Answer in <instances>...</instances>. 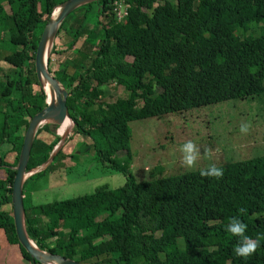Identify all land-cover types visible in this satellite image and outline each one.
Here are the masks:
<instances>
[{"label": "trees", "instance_id": "1", "mask_svg": "<svg viewBox=\"0 0 264 264\" xmlns=\"http://www.w3.org/2000/svg\"><path fill=\"white\" fill-rule=\"evenodd\" d=\"M64 1L0 0V43L8 50L0 58V230L28 264L40 263L15 238L11 184L24 131L44 106L33 70L36 44ZM114 1L79 6L54 35L68 45L50 50L47 62L54 54L60 65L46 69L66 92L72 129L51 163L22 184L26 237L38 250L80 264H264V156L218 165L219 179L200 170L162 177L156 166L137 183L128 170V124L191 117L228 101H264V0H206L204 20L194 10L198 0H129L122 23ZM108 85L126 96L103 102ZM57 127L45 122L36 129L26 172L45 163L60 140ZM86 154L120 174L123 185L44 205L25 201L34 181ZM233 217L259 238L247 259L235 255L239 238L227 231Z\"/></svg>", "mask_w": 264, "mask_h": 264}, {"label": "rangeland", "instance_id": "2", "mask_svg": "<svg viewBox=\"0 0 264 264\" xmlns=\"http://www.w3.org/2000/svg\"><path fill=\"white\" fill-rule=\"evenodd\" d=\"M167 1L173 3L174 0ZM206 3V0H198L194 3V10L201 20L206 18ZM55 10L57 12H53L51 19L58 13V8ZM67 41V37L60 39L53 37L47 50V60L50 50L58 52L66 48ZM0 47V58H2L8 54V50L4 43H0ZM59 63L58 57L52 54L50 60L46 61V66L50 70H56ZM125 96L126 92L121 87L108 85L102 90L101 100L109 103ZM263 106V98L259 96L252 100L218 104L201 110L200 114L195 112L196 115L191 114V117L183 114L163 120L149 119L143 123H130L128 124L131 131L128 144L131 155L129 173L137 183H140L149 180L150 173L156 166L162 168L161 176L167 177L201 170L211 163L218 166L262 157L264 156ZM68 123L72 127V124ZM242 123L250 125L247 134L240 132ZM70 134L71 130L65 137ZM188 140L198 144L202 155V159L192 169L182 165V154L179 151L183 143ZM205 148L214 151L212 160L203 156ZM68 151L69 146H66L63 152ZM123 155V152H119L115 158L121 159ZM89 161L90 156L87 154L64 159L63 168L47 173L33 182L32 192L28 197L24 196L25 201L33 205H44L89 195L103 186L116 189L123 185L124 178L120 174ZM34 213L42 217L45 212L38 210ZM0 264H28L21 258L17 246L3 230H0Z\"/></svg>", "mask_w": 264, "mask_h": 264}, {"label": "water", "instance_id": "3", "mask_svg": "<svg viewBox=\"0 0 264 264\" xmlns=\"http://www.w3.org/2000/svg\"><path fill=\"white\" fill-rule=\"evenodd\" d=\"M95 1L98 0H66L62 2L58 8V13L56 14L55 18L51 19L50 17V19L44 25L34 51L33 70L35 77L41 86V79L49 82L53 90V95H51L50 99L48 100L44 93V106L40 109V111L30 118L24 131L22 144L19 150L17 163L14 167V175L12 178L10 192V212L13 231L17 243L31 260L40 264H80L73 259L71 260L58 255L42 252L38 250L35 245L26 237L23 226L22 184L29 175L43 169L44 167H47L51 163L54 155L59 151L65 139V136H60L59 142L53 148L52 152L42 166L32 170V172H26L29 151L36 129L45 122H51L59 126L65 118L69 120L65 106L66 92L60 87V85L46 69V45L51 44L52 38L54 37L58 26L70 12L79 6ZM53 133L57 135L56 130H54Z\"/></svg>", "mask_w": 264, "mask_h": 264}, {"label": "clouds", "instance_id": "4", "mask_svg": "<svg viewBox=\"0 0 264 264\" xmlns=\"http://www.w3.org/2000/svg\"><path fill=\"white\" fill-rule=\"evenodd\" d=\"M249 128V124L242 123L240 126V132L242 134H247ZM179 151L182 154V165L187 169L196 167L198 162L202 159L200 147L192 140H188L183 143ZM214 155L215 153L212 149H204L203 156L207 159L212 160ZM199 174L201 177L219 179L223 176V168L218 167L215 163H211L207 167L202 168ZM243 211L244 209H240L241 213ZM227 231L233 236L239 238L238 244L234 248L235 255L238 257L247 259L252 256L260 246L259 238L253 239L246 235L247 225L241 222V220L237 217H233L229 220Z\"/></svg>", "mask_w": 264, "mask_h": 264}, {"label": "bare ground", "instance_id": "5", "mask_svg": "<svg viewBox=\"0 0 264 264\" xmlns=\"http://www.w3.org/2000/svg\"><path fill=\"white\" fill-rule=\"evenodd\" d=\"M55 12H57V10H55ZM54 12V13H55ZM53 13V14H54ZM55 17H53L52 19H54ZM48 47L49 45H46V53H47V50H48ZM41 84H42V88H43V91L47 97V99L49 100L51 95H53V90L52 88L48 85V82L44 79H41ZM70 122L68 119H64L63 122L57 127L56 129V133L57 135L60 137V136H65L70 130H71V126L70 124L68 123ZM71 123V122H70Z\"/></svg>", "mask_w": 264, "mask_h": 264}, {"label": "built area", "instance_id": "6", "mask_svg": "<svg viewBox=\"0 0 264 264\" xmlns=\"http://www.w3.org/2000/svg\"><path fill=\"white\" fill-rule=\"evenodd\" d=\"M129 0H116L113 3V11L115 13V19L117 23H122L128 8Z\"/></svg>", "mask_w": 264, "mask_h": 264}]
</instances>
